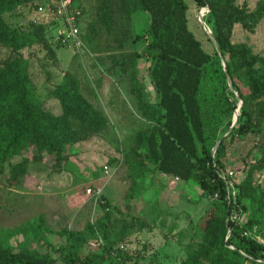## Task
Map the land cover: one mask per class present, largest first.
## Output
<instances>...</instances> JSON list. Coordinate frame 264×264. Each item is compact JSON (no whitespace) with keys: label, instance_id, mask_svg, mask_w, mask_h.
I'll list each match as a JSON object with an SVG mask.
<instances>
[{"label":"trees","instance_id":"trees-1","mask_svg":"<svg viewBox=\"0 0 264 264\" xmlns=\"http://www.w3.org/2000/svg\"><path fill=\"white\" fill-rule=\"evenodd\" d=\"M33 1L0 0V46L15 54L0 62V171L7 154L16 155L29 146L40 155H54L58 167L65 160V145L97 138L107 127L104 113L81 94L80 82L69 71L51 92L60 107L59 115L44 108L36 97L27 61L17 55L22 47L19 32L4 19L20 8L33 7ZM94 1V17L83 27L81 21L80 27V39L88 48L94 49L95 40L106 38L122 49L131 38V17L143 12L149 18L141 36L147 38L144 49L110 57L112 72L124 82L148 123L138 138V148L124 156L126 161L134 165L146 160L155 172L178 177L183 183L194 182L206 200L217 195L180 264H264V185L254 183V174L264 171V56L254 54L246 44L230 42L234 25L254 32L264 19V0H257L251 10L235 0H194L198 9L207 8L203 21L218 47L216 50L208 38L212 52H206L188 28L185 0ZM77 5L83 17L85 10ZM31 26L32 39L56 64L46 27ZM140 59L149 62L147 74L155 101L146 97L138 80L135 68ZM239 102L237 121L231 127ZM220 130L227 132L225 139L218 138ZM250 134L259 138V157L252 163L247 158L241 161L242 180L233 183L236 192L232 195L216 169H226L230 144ZM28 164L25 157L10 164L7 184H18ZM233 213L239 220L230 219ZM105 216L109 219L108 213ZM66 238V245L47 246L41 252H16L0 246V264H56L57 260L104 264L110 258L109 245L99 254H84L78 251L79 233L69 232ZM116 255L121 260L129 258L121 249Z\"/></svg>","mask_w":264,"mask_h":264},{"label":"rangeland","instance_id":"rangeland-1","mask_svg":"<svg viewBox=\"0 0 264 264\" xmlns=\"http://www.w3.org/2000/svg\"><path fill=\"white\" fill-rule=\"evenodd\" d=\"M44 1L34 0L33 7L4 16L19 32L22 47L17 55L27 61L36 97L44 108L59 115L60 107L51 92L69 71L80 82L81 94L104 113L107 127L97 138L65 145V160L58 167L54 155H40L32 146L16 155H6L0 171V246L16 252H41L47 246L66 245L67 233L77 232L81 253L99 254L103 247H111L110 258L104 264H180L212 200L202 198L201 188L194 182L162 178L146 160L134 165L126 161L124 156L138 148V138L148 123L141 117L135 98L111 69L112 55L119 57L144 49L147 38L141 36L149 24L148 15L137 12L131 17V38L122 49L106 38L95 40L94 49L86 45L60 47L55 37L49 39L57 58L54 64L30 35L31 24L52 25L51 17L37 11ZM73 1L85 10L83 27L94 17L95 1ZM185 2L188 28L204 50L212 52L207 35L211 31L203 21L207 9H198L194 0ZM256 2L235 0L238 6L250 10ZM200 13L204 26L198 21ZM230 42L246 44L254 54L264 56V19L253 33L234 25ZM12 55L10 49L0 46V62ZM148 68L149 62L140 59L135 69L146 97L155 101ZM226 135L220 130L218 138L225 139ZM258 139L250 134L227 148L226 168L235 172L236 183L242 180L241 161L247 158L252 163L258 159ZM24 157L29 161L27 171L18 184L8 185L9 165ZM254 183L264 185V171L254 174ZM117 249L129 258L121 260ZM51 255L56 257L53 252ZM56 264L63 263L57 260Z\"/></svg>","mask_w":264,"mask_h":264},{"label":"built area","instance_id":"built-area-1","mask_svg":"<svg viewBox=\"0 0 264 264\" xmlns=\"http://www.w3.org/2000/svg\"><path fill=\"white\" fill-rule=\"evenodd\" d=\"M37 11L38 13L45 12L48 17H51L52 20L50 23L52 25L46 27V30L48 35H50L51 38L55 37L60 45L69 44L75 48H81L83 46L80 39L82 21L81 9L73 0H45L43 5L37 8ZM216 171L219 178L226 182L228 191H231L232 195H234L236 192L233 184L236 183L235 172L227 168L224 170L217 168ZM160 176L162 178L172 177L175 181H179L178 177H173L164 173H161ZM216 199L217 195L211 198V200ZM230 219L232 221H237L239 220V216L233 213Z\"/></svg>","mask_w":264,"mask_h":264},{"label":"water","instance_id":"water-1","mask_svg":"<svg viewBox=\"0 0 264 264\" xmlns=\"http://www.w3.org/2000/svg\"><path fill=\"white\" fill-rule=\"evenodd\" d=\"M206 9H207V8H206ZM201 10H202V9H201ZM202 16H203V14L200 13V14H199V17H198V21L200 22V24H201L202 26H204V23H203V21H202ZM207 35H208V38L210 39V41L213 43L215 49L218 50V47H217V45H216V42H215V40H214V38H213L212 33H211V32H207ZM223 69H224V71H225V65H224V64H223ZM228 84L230 85V80H229V79H228ZM240 105H241V103H240ZM240 105L238 106V108L235 110V112H234V114H233V120H232L231 127H233L234 124H235L236 121H237V112L239 111V107H240ZM231 127H230V128H231ZM218 144H219V142L214 146V148H213V150H212L213 153L215 152L216 147H217Z\"/></svg>","mask_w":264,"mask_h":264}]
</instances>
